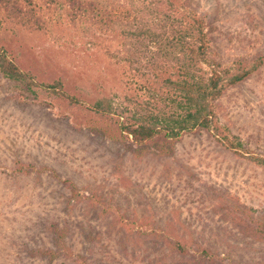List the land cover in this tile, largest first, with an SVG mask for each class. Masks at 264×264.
<instances>
[{"label":"rangeland","instance_id":"1","mask_svg":"<svg viewBox=\"0 0 264 264\" xmlns=\"http://www.w3.org/2000/svg\"><path fill=\"white\" fill-rule=\"evenodd\" d=\"M6 1L1 51L61 88L0 72V264H264V63L214 102L239 155L205 130L139 146L118 126L167 110L196 20L218 70L264 58V0ZM85 1L124 19L105 29ZM101 98L116 116L85 108Z\"/></svg>","mask_w":264,"mask_h":264},{"label":"trees","instance_id":"2","mask_svg":"<svg viewBox=\"0 0 264 264\" xmlns=\"http://www.w3.org/2000/svg\"><path fill=\"white\" fill-rule=\"evenodd\" d=\"M1 3V7L11 11H14L13 7L17 6L15 4L9 7V3L6 0H1ZM86 8L92 9V11L100 15V22L105 29L110 28L111 24L116 23L115 20L119 21V19H124L123 15L118 14L120 12L115 10V8L110 11L101 12L99 8L92 7V3L87 1L83 4L81 2L77 6H72V10L80 11L84 17L86 16ZM16 10L18 9L16 8ZM195 24L197 29L195 34L197 41L196 46L193 47L191 44L185 46L186 43L185 41L183 42L185 46L183 49L189 50L188 54H186L188 59L186 68H180L179 77H177V79L167 78L161 84V87H165L167 91V96L163 99V103H166L167 110L164 111L160 108L159 112L150 116L151 122H146L144 120L137 122L118 121L120 134L130 137L135 144L141 146L160 136L166 139L178 140L184 133L194 130H205L227 150L239 155L240 152L237 146H241V144H234L230 141L229 137L224 134L216 119L214 102L223 95L228 87H233L243 82L254 70L264 63V58L262 57L256 60V64L249 69L237 63V72L234 74H230V70H218L219 65L215 63L217 67L213 66L214 64H211L206 58L208 43L202 21L196 20ZM201 63L212 67H210L211 74L207 78L203 75L196 76L195 73L190 70ZM0 72L6 78L23 81L28 87L34 86L36 88L45 89L61 88V83L59 81H56L54 84L34 82L30 75L23 73L17 66L8 60L1 49ZM73 99L74 103L72 107L75 108L80 104L83 105V101L75 98ZM85 106L86 109L102 117L116 116L112 109L111 102L105 98H101ZM259 163L264 165V159H260Z\"/></svg>","mask_w":264,"mask_h":264}]
</instances>
